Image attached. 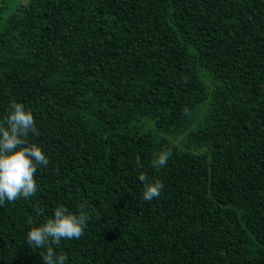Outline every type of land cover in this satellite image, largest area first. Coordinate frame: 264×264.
Returning <instances> with one entry per match:
<instances>
[{
	"label": "trees",
	"instance_id": "16d2710c",
	"mask_svg": "<svg viewBox=\"0 0 264 264\" xmlns=\"http://www.w3.org/2000/svg\"><path fill=\"white\" fill-rule=\"evenodd\" d=\"M13 100L50 163L0 206V264H44L28 231L81 204L65 264H264V0H0Z\"/></svg>",
	"mask_w": 264,
	"mask_h": 264
},
{
	"label": "clouds",
	"instance_id": "9594fccd",
	"mask_svg": "<svg viewBox=\"0 0 264 264\" xmlns=\"http://www.w3.org/2000/svg\"><path fill=\"white\" fill-rule=\"evenodd\" d=\"M37 131L32 111L13 100L8 115L0 119V206L5 202L14 203L21 198L33 197L38 190L35 179L38 167L46 168L50 161L39 146L28 143L29 133L37 134ZM171 156L170 149L161 150L151 161V166L163 168ZM135 163L138 168L143 167L139 156ZM138 179L143 184V200L159 198L164 188L161 180H150L143 172ZM85 207L81 204L78 214H74L65 206H57L52 218L28 231L27 244L34 251L45 249L40 253L44 264H65L67 253H57L53 245L59 247L62 240H79L84 235L90 219Z\"/></svg>",
	"mask_w": 264,
	"mask_h": 264
}]
</instances>
